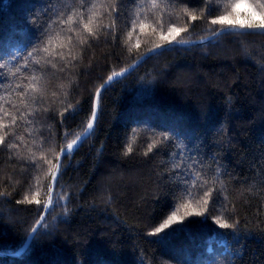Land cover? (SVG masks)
<instances>
[{"label":"trees","instance_id":"obj_1","mask_svg":"<svg viewBox=\"0 0 264 264\" xmlns=\"http://www.w3.org/2000/svg\"><path fill=\"white\" fill-rule=\"evenodd\" d=\"M91 3L0 0V96L11 93L26 114L5 141L17 147L0 145V252L18 250L44 212L51 175L41 152L55 162L54 153L86 126L96 89L161 43L157 20L164 34L169 23L188 26L176 40L206 38L220 27L183 13L187 6L203 15V0H160L166 10L145 21L157 31H140L139 21L133 31L140 0H116L111 15L95 9L102 25L114 20V27L101 26L94 37L82 25L79 36L68 32L60 20ZM213 8L214 17L222 4ZM69 35L71 45L62 47ZM33 77L42 95L35 103L29 96L25 108L18 94ZM154 140L161 142L148 151ZM61 160L42 225L22 253L0 254V264H264V34L229 31L152 54L108 84L92 133ZM197 171L217 181L206 214L153 235ZM38 177L41 203H28ZM217 216L235 227H221Z\"/></svg>","mask_w":264,"mask_h":264},{"label":"snow or ice","instance_id":"obj_2","mask_svg":"<svg viewBox=\"0 0 264 264\" xmlns=\"http://www.w3.org/2000/svg\"><path fill=\"white\" fill-rule=\"evenodd\" d=\"M81 4L84 3V0H80ZM205 7L201 9L203 15L197 16L193 11H190L187 6H185L182 11L185 13L190 21H196L197 19L203 20L205 16H207L209 25H219V28H216L211 31L212 37H217L221 35L228 34L229 31H259L261 34H264V0H203ZM141 7L137 8L134 12L135 19L131 21L132 30L135 31L137 28V21H139V29L140 31H144L145 28L151 27L153 32L157 31L156 26L151 23L145 24V21L149 19V14L156 15L157 10L161 11L166 10L164 5H161L160 0H140ZM167 4V0H165V5ZM213 4H222V11L220 14L215 15L214 17L211 13L214 11ZM99 7H105V10L109 12L111 15L112 12H117L116 8V0H110L108 5L103 3H97L96 0H92L90 6L85 7L82 10L72 9L65 19H61L60 23L63 25H67V31L70 33H76L77 36L80 34V27L82 25V29L89 36H95L97 31L101 26L103 27H114L115 21L113 20L111 25H102L99 21L98 17L102 14L95 11V9ZM63 15V14H61ZM143 16V18H141ZM157 24L159 25L161 34L159 39L161 43H157L153 45L152 49L149 51H155L156 49L163 48L165 44H172L173 42L178 44H186L189 43L187 40L180 39L176 40V36H178L181 32H187L188 26L185 25L183 28H178L175 24L169 23L167 26V33H163L164 24L162 20H157ZM133 31L128 32V37L131 38L133 35ZM56 39H63L57 34ZM87 37H83L80 39V43H86ZM72 43V36L69 35L67 37V42L62 44V47H68ZM127 43V41H126ZM135 47H139V43L135 45ZM131 50V49H129ZM45 52H48L50 55H59L61 59H64L63 52H53L49 49H45ZM70 54V53H69ZM76 57L73 56L72 59ZM39 64V61H37ZM51 63V60L48 61ZM55 67V65H53ZM129 69L123 68L119 72L113 71L111 75L107 77L103 84H101L95 92V103L93 105V109L90 113L86 121V126L84 127L82 132L76 133L75 137L71 139L66 145H62L60 147L59 152L54 153V160L47 159L45 157L44 152H41V158L44 159L45 163L50 165L47 169L45 175H51V182L48 185V198L47 201L43 204L44 214L51 208L53 204L52 193L54 191L55 185L57 183V177L60 175V170L62 167V157L71 155L74 151H77L79 147L82 145L83 141L87 138L88 135L92 133V130L95 126V121L97 119V110L99 107V99L101 96V92L104 90L105 86L109 84V82L113 81L115 78L123 76ZM38 77H33L32 82L28 84L26 88H24L18 94L19 105L23 107H28V97L31 96V100L35 103L38 99L37 95L41 94V89L38 84ZM12 94L8 93L5 96H0V145H4L8 148L17 147L16 144L8 143L5 144L6 138L13 134V126L17 125L18 120L26 119V114L20 111L19 106L12 100ZM73 105L69 104L67 108L64 110L65 112L73 109ZM19 113V115L17 114ZM63 116V113L61 114ZM7 131H4V129ZM168 138V134H164V139ZM20 139H23L22 137ZM161 141L154 140L152 144L148 146V151H152L154 147L157 146ZM35 143V141H34ZM31 152V148L28 149ZM48 151H52L49 149ZM132 151V146L129 144L127 146V152ZM30 159L36 160L37 156L35 153H31ZM37 168L40 167L39 164L36 165ZM175 167H179V165H175ZM193 179L189 183L185 181V187L183 189V193L177 197L179 201L175 210L171 212V214L160 224L159 227L155 228L153 235L162 232L164 229H168L173 224H179L182 221H185L186 217H189L193 214L200 216L205 215L207 212V206L209 201L213 198V192L215 190L214 185L217 182L216 180H206L204 179L200 172L197 171L193 174ZM41 181L40 178H37L36 192L33 193L31 199L27 195H25L24 200L28 203L35 201L37 204H40L41 201L37 199V196L40 192ZM211 185V186H210ZM63 198V197H61ZM193 201L197 205H202L199 211L193 208ZM191 209V211L189 210ZM181 210L183 211V215H180ZM44 214H41L39 219L36 221L37 227L33 228L32 231L35 233L38 228L41 226L42 221L44 220ZM216 223L219 224L223 228H233L235 224H230L227 220L223 219L222 216L215 217ZM176 230L175 228L172 231Z\"/></svg>","mask_w":264,"mask_h":264},{"label":"water","instance_id":"obj_3","mask_svg":"<svg viewBox=\"0 0 264 264\" xmlns=\"http://www.w3.org/2000/svg\"><path fill=\"white\" fill-rule=\"evenodd\" d=\"M234 32H242V31H240V30H236V31H234ZM243 32H258V33H261V32H259V31H243ZM214 38H216V37H212V35H210V36H208V37H206V38H202V39H198V40H187L189 43H186V44H178V43H175V42H173L172 44H165L164 45V47L163 48H160V49H156L155 51H147V52H145L144 54H142L137 60H135L130 66H128L127 67V69H129L123 76H125V75H127L129 72H131L132 70H134L143 60H145L146 58H148L149 56H151L152 54H154V53H156V52H158L159 50H163V49H165V48H168V47H171V46H173V45H193V44H202V43H206V42H209V41H211V40H213ZM123 76H120V77H123ZM120 77H117V78H120ZM110 83V82H109ZM108 85H106L105 86V88L107 87ZM104 88V89H105ZM104 91V90H103ZM102 91V92H103ZM102 92H101V94H102ZM100 100V99H99ZM98 109H99V107H98ZM97 117H98V110H97ZM97 120V119H96ZM95 123H96V121H95ZM89 136V135H88ZM87 136V137H88ZM58 178V177H57ZM53 193H54V191H53ZM53 193H52V199H53ZM47 213H48V211H47ZM47 213L46 214H44V212H43V214H44V219H45V217H46V215H47ZM44 221V220H43ZM43 221H42V223H43ZM42 223H41V225H42ZM37 227V224L34 226V228H36ZM40 228V227H39ZM38 228V229H39ZM38 231V230H37ZM36 231V232H37ZM36 232L35 233H33V231H31L30 232V234H29V236L27 237V239L25 240V242L22 244V246L18 249V250H16V251H14V252H0V254L1 255H7V256H15V255H18V254H20V253H22L24 250H25V248L27 247V245L29 244V242L33 239V237H34V235L36 234Z\"/></svg>","mask_w":264,"mask_h":264}]
</instances>
